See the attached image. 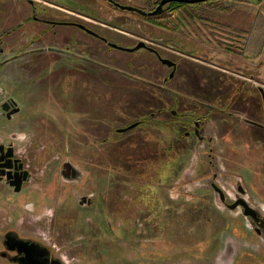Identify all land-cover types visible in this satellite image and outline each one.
<instances>
[{"label": "flooded vegetation", "instance_id": "1", "mask_svg": "<svg viewBox=\"0 0 264 264\" xmlns=\"http://www.w3.org/2000/svg\"><path fill=\"white\" fill-rule=\"evenodd\" d=\"M49 1L10 0L9 13L0 16V188H5L0 200H6L3 204L11 208L8 223L4 221L5 226L3 223L0 225V264H68L81 257H89L82 255L87 251L76 250L78 248L71 245L73 241L69 235L78 226L73 224V219L69 221L72 224L67 222L66 228H62L61 234L51 235L49 232L52 224L57 225L60 216L70 218L73 213L80 219V214L86 212L87 218L83 219L89 224L90 233L94 234L92 237L87 235L94 251L101 252V247L107 248L108 242L103 237L110 223L107 211L112 204V196L107 191L109 180L91 165L99 163L93 161L97 160L98 152L91 147L120 145L135 140L164 146L166 150L162 156L175 165L174 173L163 190L166 192L162 203L169 211L157 217L167 225L163 232L164 246L169 245L166 239L175 231L173 221L177 220L171 218L174 206L168 201L182 197L200 216L207 218V213H218L225 220L228 227L221 233L225 235L223 247L226 252L231 254L235 245H244L234 243L233 239L241 238L246 231L255 235L256 242L263 245L260 250L264 254V214L251 202L248 188L240 176L244 165L241 159L245 160L246 155L240 157L236 143L227 139L229 135L235 137L236 142L248 139V146L250 143L255 149L261 146L264 152V116L263 123L257 121V108L253 101L256 100L257 54L250 43V15L243 18L242 28L227 24L226 29L238 36H231L238 46L235 52H227L234 57L232 62L237 64V68H232L217 62L216 54H212L209 60L193 56L196 54L189 46L201 45L206 51L210 43L205 41L204 44L189 37L188 41L183 29L180 32L174 28L156 31L150 40L137 38L133 41L131 33L99 20L90 6L82 9L69 3L77 10L68 11L59 6L64 5V0ZM105 2L120 10V6H128L116 0ZM159 2L148 11L133 6L135 10L122 11L156 18L164 15L170 4H166L160 14L149 16L148 13ZM117 3L119 6L115 5ZM231 22L234 20L230 19L228 23ZM76 24H83L89 31ZM65 26L75 30L70 33L60 29ZM175 37L180 38V44L186 38L189 54L175 46ZM139 41L145 42L171 65L162 64L156 53L146 49L139 51H146L151 58L140 65L125 63L123 59H107L104 53V49H113L109 43L133 47ZM82 47L89 51L99 50L104 60H96L90 57V53L86 56L92 61L81 59L76 50ZM5 51L14 52L2 58L7 54ZM221 51L226 53L224 49ZM115 64L123 71L126 66L136 71L142 69L143 75L131 74L148 83L106 68ZM259 78L264 79V72ZM125 83L128 84L126 88ZM100 84L110 85L120 95H132L136 103L131 107L128 99L123 100L122 95H116L118 108L109 110L107 104L111 94L109 90H97ZM261 109L264 115L263 106ZM127 117L131 120L124 124ZM134 124L135 127L120 132ZM51 128L56 133L49 132ZM255 137H260V141H255ZM226 141L229 144L225 147ZM67 143L73 147L72 151L62 150L61 146ZM53 145H58L60 150L53 153L45 151L46 146L49 149ZM218 145H223L225 154L229 155L221 159V163L217 161L219 156L215 155L216 149L221 151L220 147L216 148ZM155 150L159 151L158 148ZM251 152L253 154L254 150ZM101 154L106 156L103 150ZM243 178L247 180L245 176ZM20 182L21 190L16 193L14 187ZM10 184L15 185L10 187ZM198 191L208 194H196ZM224 211L231 217L226 218ZM206 218V221H212ZM190 220L200 221L199 218ZM201 220L204 221L203 218ZM29 224L32 226L28 227ZM203 224H199V228ZM56 228L58 231V225ZM9 232H16L18 239L32 243L36 248H22L28 253L20 251L21 246L7 238ZM96 234L106 245L92 244ZM182 240L188 249V227ZM245 244V248L253 247V243L250 246ZM144 251L143 246H126L111 257L114 258L112 264H135L136 259L141 264ZM43 252H48L49 259L42 258ZM29 254L35 259L23 260ZM170 257L164 259L172 260ZM101 262H104L103 258Z\"/></svg>", "mask_w": 264, "mask_h": 264}, {"label": "rangeland", "instance_id": "2", "mask_svg": "<svg viewBox=\"0 0 264 264\" xmlns=\"http://www.w3.org/2000/svg\"><path fill=\"white\" fill-rule=\"evenodd\" d=\"M0 1L5 2L6 5L10 3V0ZM33 1L36 2V0ZM37 1L41 3L50 2L49 0ZM69 1L70 0H64V5L60 4L59 6L67 9L68 11L77 10V8L71 7L70 4L78 5V7L80 6L82 9H86V6H90L92 10L96 11L97 17L100 18L99 20H102L103 23H106L109 26L122 28L124 32L127 31L131 33L130 36L133 37V39L131 37L133 41H137V38L150 40L151 36H155L156 31L164 32L174 28L180 32L181 29H183V34L186 36L187 40L189 37L190 40H196L197 42L200 41L204 44L205 41H207L208 44L210 43V48L206 51L200 47L201 45H198L197 47L194 45L189 46L188 48L193 50V52L190 51V53L192 52L196 54L193 56H200L204 58L202 60H209L211 59L212 54H216V57L218 58V60H216L217 62L224 66L237 68V64L232 62L234 57H231L228 53L235 52L234 50L238 47L235 45L236 40L232 38L234 36H238L230 33L226 29L227 24L230 26H239L241 28L244 27L243 18H248V14L250 13L248 3L255 5L261 0H207L197 4L179 3L184 5H179L178 8L169 4L167 6V12L164 15L157 16L156 18H144L136 13L122 11L109 5L105 2V0H75V3L73 1ZM116 1L123 5L138 7L148 11L155 7L158 0ZM84 4L86 5L84 6ZM2 9L3 13L4 11H6V14L9 13V8L7 6L2 7ZM16 9H19V7H16ZM230 19H233L234 22L228 23ZM60 29L70 33L75 30V28L69 26L61 27ZM186 38L182 41L183 44H180V38L175 37L176 45H174L183 53L189 54L187 50L188 48H186V43L188 44V41L190 40L186 41ZM151 42H153V40H151ZM223 49L226 53L221 51ZM13 52L14 51H8L7 54L2 55L1 57H7ZM76 52L85 55L90 53V57L101 61L104 60V57L102 56V53H99V50L89 51L85 47H82L81 49H77ZM100 52H103V50ZM104 53L106 54L107 59H123L125 63L134 62L139 65L144 64L145 61L151 58L146 51L125 52L113 49H104ZM262 53L264 56V50ZM256 62V100L253 101L257 108L255 111L256 119L258 122L263 123L264 115L263 109H261L263 106V100L260 92L261 90L264 91V79H260L259 77H261L264 72V63L261 67L259 62ZM113 66H116V64ZM116 67H118V65ZM125 68L133 71L130 69L132 67L126 66ZM137 74L143 75V70L139 69ZM126 85L128 84L125 83V88ZM97 90L102 92L103 90H109L108 92L111 95L109 96L107 106L109 107V110H117L118 104L115 101V96L120 94L111 89L108 84L106 86L100 84L97 86ZM121 95L123 100L128 99L131 107L136 103L132 95ZM240 113L246 117L242 111H240ZM130 120L131 119L127 117V119L123 120V123H129ZM51 130L56 133V130L53 128H51L49 132H51ZM23 131H25V129H23ZM132 134L133 133H131V135ZM255 138V141H260V137ZM227 139L231 141V143H236L237 150L240 152V157H243L244 154L246 155L245 160L241 159V161H244V165L240 170V176H242L244 186L248 188L247 193L251 196V202L264 214V152L261 151L262 147L260 146L258 149H255L252 143L248 146L247 142L249 140L245 138L244 140L236 142L235 137L232 135H229ZM227 144H229V142L226 141L224 146ZM218 147L221 148V151L219 152V150L216 149L215 155L219 156L217 161L218 163H221V159L225 156L229 157V155L225 154L223 145L216 146V148ZM61 148L65 152L72 151V146H69L68 143L65 146H61ZM157 148L159 151L155 150ZM91 149L98 152L96 154L97 160L93 161L99 162L91 165L94 166L98 172L105 175V178L109 180L107 191L112 196V204L107 211L110 223L107 224V235L105 234L103 237V239H106L108 242L107 248L101 247V252H96L94 251V248H92L90 242H88L90 237L87 235L91 234L92 237L94 234L90 233L89 224H87L85 219H83L87 218V216H85L86 212H84V214H80V219L79 215L74 213L70 215V218L67 216L64 218L60 216L61 219L57 220L59 228L58 231L56 230L57 225L54 222V224H52L53 227L49 228L50 234L53 235L56 232H60L61 234V230L62 228H66L67 222L72 224V222H69L70 219L75 221L73 224L78 225L77 230L73 231L74 233L69 235L70 239L73 241L71 242V245H75L78 249H76V247L72 248L74 250L87 251L82 255H89V257H85L87 261H85V258L81 257L80 260L78 259L75 261V264H89V262L91 264H112V259L114 258L111 257H113L114 254L116 256V253L123 250L126 246H135L136 248L143 246L145 251L141 264H264V259L262 258L264 254L261 252L262 250H260L263 248V245L256 242L258 239L255 235H251L246 231L243 232L242 236H240L241 238H237L239 240L235 238L233 241L234 243L241 242L240 246L244 245L241 247L235 245L236 248L231 254L226 252L223 247V242L225 245V241H223V238L225 239V235L222 236L224 229L227 230L228 227L225 220L223 221V219H221L222 217L218 215V213H207V218L206 216H200L197 212L195 213L194 209L191 210L192 208L188 206V203L182 197L178 198L176 201L173 199H169L170 201H168L166 199L171 206L176 208V215H172L171 218L175 217L177 220L173 221L175 222V231L172 235H170L171 237L169 236V238L166 239L168 240L169 245L164 246L162 244V241L165 238V235L163 234V232H165L164 228L167 225L161 218L160 220H157V217H161L164 211L168 212L165 204L162 203L163 195L166 192L163 190L168 185L167 182L175 170L173 162H171L169 158L162 156V153L166 150L164 146L157 147L154 146L153 143L135 140L132 142L127 141L120 145H97L91 147ZM251 149L254 150L253 154ZM58 150H60V148L49 146L48 149L47 146L45 147V151L50 153ZM102 150L106 153L105 157L104 154H101ZM220 166L222 165L220 164ZM244 176L247 180H244ZM196 194L207 195L208 193L206 191H198ZM209 196L211 195L209 194ZM187 210L188 214H186ZM214 212L217 211L215 210ZM224 212L227 215H224L226 218L231 217L229 212ZM28 214L34 215L31 212H28ZM187 215L188 221L186 220ZM97 217L100 219L99 215H97ZM234 217H237L238 219L241 218L239 215H235ZM190 218H199L200 221L196 222L190 220ZM201 218H203L204 221L201 220ZM205 218L212 219V221H206ZM187 223L188 225H186ZM201 223L204 224L202 228H199V224ZM233 225L234 223L231 224L232 227ZM30 226L32 225L29 224L28 227ZM187 227L189 237L188 249H186L185 242L182 240V235L186 233ZM67 234L68 233H66V235ZM138 238L144 240V242H141ZM91 242L92 244L98 243L99 246L106 245L101 243L104 241L98 236V234L94 236ZM245 242L249 246L250 243H253V247L245 248ZM64 244H66V242H64ZM67 247H69V245ZM93 252L96 254L92 255ZM120 253L121 252H119V254ZM169 255H171L170 258L172 260L168 258L164 259V257ZM101 257L104 259V262H101ZM185 257H188V259ZM161 258L163 259L161 260ZM68 264L73 263L68 262ZM135 264H138L137 259Z\"/></svg>", "mask_w": 264, "mask_h": 264}, {"label": "water", "instance_id": "3", "mask_svg": "<svg viewBox=\"0 0 264 264\" xmlns=\"http://www.w3.org/2000/svg\"><path fill=\"white\" fill-rule=\"evenodd\" d=\"M205 1H207V0H160V2H159V4H158V6L153 10V11H151L150 13H148V15L149 16H154V15H157V14H160L161 12H162V10H163V7L166 5V4H168V3H171V2H177V3H185V4H197V3H201V2H205ZM115 5H117V6H119V4L117 3V4H115ZM4 6H7L8 8L10 7L11 8V4L9 3V4H7L6 5V3L5 2H2V1H0V7H4ZM120 8L122 9V10H135V8H133L132 6H120ZM1 9V8H0ZM2 10L3 9H1L0 10V16L1 15H6V11H4V13L2 12ZM144 14V13H143ZM66 25H69L68 23H66ZM77 25V27H79L80 29H83V30H87V31H89L88 29H86V27L83 25V24H76ZM109 47H111V48H113V49H115V50H119V51H125V52H136V51H139V50H141V49H146V50H148V51H150V52H153V53H156L157 54V52L153 49V48H151V47H149L145 42H143V41H139L138 43H136L133 47H130V46H122V45H118V44H116V43H109ZM49 50H51V51H54V52H57V51H59L58 49H49ZM8 51H6V53H7ZM85 52H88V51H85ZM80 56H78V57H80L81 59H84V60H87V61H92V60H90V59H88L87 57L88 56H86L85 54H79ZM158 55V54H157ZM103 56V55H102ZM104 57V56H103ZM105 58V57H104ZM158 59L160 60V62L162 63V64H166V65H168V66H170L171 64H170V62L168 61V60H166V59H163V58H161L159 55H158ZM96 60H98V59H96ZM115 60H118V59H115ZM101 61V60H100ZM103 61V60H102ZM99 62V61H98ZM106 68H108L110 71H112V72H115V73H118V74H122V75H124V76H127V77H129V78H132V79H135V80H138V81H141V82H144V83H148L145 79H142V78H138V77H136L135 75H133V74H131V73H137L138 71H136V70H134V68L132 69V68H130V69H132L133 71H131V70H129V69H126L125 71H123V69H121L120 67H116V66H107ZM261 93H262V100H263V108H264V92L261 90ZM135 125L136 124H134V125H131L130 127H128V128H126V129H122L120 132H123V131H126V130H129V129H131V128H133V127H135ZM53 147H58V145H53ZM73 148V147H72ZM14 185L15 184H10L9 186L11 187V186H13L14 187ZM21 185H22V182H20V183H18L17 185H15V187H14V192H20V190H21ZM5 193V188L3 187V188H0V196H2L3 194ZM0 202H1V206H0V225L3 223V225L5 226V223H8V213L9 212H11V208H9L8 207V205L7 204H3V203H6V200H4L3 199V201H1L0 200ZM178 210V209H177ZM168 211H169V209H168ZM179 211V210H178ZM174 213H176V208H174V212H173V215H174ZM4 221H5V223H4ZM1 229V228H0ZM124 232H126V231H124ZM7 238L9 239V240H12V241H16V244L17 245H19V246H21V247H19L20 249V251H22V252H25V250L26 249H30V247H35L36 248V246L35 245H33L32 243H29V242H27V241H22V240H20V239H18V236H17V233L16 232H9L8 233V235H7ZM189 238V237H188ZM38 246V245H37ZM39 248H41L40 246H38ZM67 247V246H66ZM22 248L23 249H25L24 251L22 250ZM38 248V249H39ZM44 249V248H43ZM46 249H44V251H45ZM25 253H28V252H25ZM44 253V254H43ZM42 253V258L43 259H45V260H47V259H49V254H48V252H43ZM46 255H48V256H46ZM36 256V255H35ZM36 258H38L37 256H36ZM29 260V261H31V260H33V259H35V257L34 256H31L30 254H29V256L28 255H25V257L23 258V260ZM85 261H87V260H85ZM29 264H32L31 262H29ZM60 264H62V263H60ZM73 264H75V263H73ZM86 264V263H85ZM89 264H91L90 262H89Z\"/></svg>", "mask_w": 264, "mask_h": 264}, {"label": "crops", "instance_id": "4", "mask_svg": "<svg viewBox=\"0 0 264 264\" xmlns=\"http://www.w3.org/2000/svg\"><path fill=\"white\" fill-rule=\"evenodd\" d=\"M248 7H250L251 19L250 43L256 51L257 61L262 65L264 63V56L262 55L264 50V0L255 5L248 3Z\"/></svg>", "mask_w": 264, "mask_h": 264}, {"label": "trees", "instance_id": "5", "mask_svg": "<svg viewBox=\"0 0 264 264\" xmlns=\"http://www.w3.org/2000/svg\"><path fill=\"white\" fill-rule=\"evenodd\" d=\"M170 5H174L176 8H178L179 5H184V4H179L177 2H171Z\"/></svg>", "mask_w": 264, "mask_h": 264}]
</instances>
